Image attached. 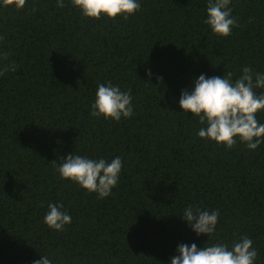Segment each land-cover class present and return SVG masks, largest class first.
<instances>
[{
    "label": "trees",
    "instance_id": "obj_1",
    "mask_svg": "<svg viewBox=\"0 0 264 264\" xmlns=\"http://www.w3.org/2000/svg\"><path fill=\"white\" fill-rule=\"evenodd\" d=\"M139 3L127 19L97 20L71 0L0 2V51L17 66L0 76V264H170L180 244L231 249L243 236L264 264V143L200 138L206 123L179 104L202 74L264 73V0H231L228 37L204 23L208 0ZM109 82L131 91V118L91 115ZM69 154L122 159L108 197L60 176L53 161ZM49 204L71 216L65 230L44 223ZM189 205L219 211L211 239L183 219Z\"/></svg>",
    "mask_w": 264,
    "mask_h": 264
},
{
    "label": "clouds",
    "instance_id": "obj_2",
    "mask_svg": "<svg viewBox=\"0 0 264 264\" xmlns=\"http://www.w3.org/2000/svg\"><path fill=\"white\" fill-rule=\"evenodd\" d=\"M4 6L14 5L22 10L27 0H0ZM86 18L101 19L107 16L115 19L123 16L127 19L140 10L139 0H71ZM231 0H208L207 19L213 33L228 37L233 27H238V19L232 16ZM64 0H57V7H64ZM35 10V9H33ZM5 37L0 36V43ZM11 53L0 51V76L9 71H16L14 62H8ZM151 77V71H148ZM233 73L227 72L221 78H211L200 75L194 81V89L183 90L179 101L185 113L191 112L199 117L201 124L198 136L210 139L218 144L226 145L228 149L237 144V140L247 145L250 150H256L264 143V124L259 123L256 115L264 110V93L257 94L255 89L264 88V73L254 72L249 66L242 68V75L234 82ZM162 79V78H159ZM91 115L103 116L106 119L120 121L121 118H131L133 115L131 91H121L119 86L109 82L101 83L96 91L92 104ZM57 171L63 179L78 183L89 192L98 193L100 198H106L118 184L123 167L122 159L117 156L111 162L104 159L94 160L80 155L69 154L60 158ZM49 211L44 216V223L56 231L65 230L71 224V216L63 211V204H49ZM218 210L211 212L200 207L189 205L184 209L182 217L187 221L197 235H208L210 239L216 233L219 221ZM178 255L170 258V264H255L258 251L253 248V241L243 236L234 242L231 249L225 243H216L198 248L180 244ZM34 264H52L47 256H42Z\"/></svg>",
    "mask_w": 264,
    "mask_h": 264
}]
</instances>
